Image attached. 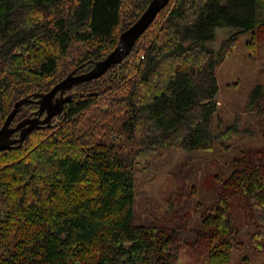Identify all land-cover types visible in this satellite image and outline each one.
<instances>
[{
	"label": "trees",
	"instance_id": "16d2710c",
	"mask_svg": "<svg viewBox=\"0 0 264 264\" xmlns=\"http://www.w3.org/2000/svg\"><path fill=\"white\" fill-rule=\"evenodd\" d=\"M150 1L0 0V128L17 100L112 51ZM218 27L250 32L264 64V0H170L121 64L74 88L65 114L0 151V264H180L183 246L196 264H234L244 237L264 256V143L228 149L237 134L264 137V84L248 105L257 131L223 119L216 72L238 35L217 49ZM180 151L205 165L176 175L161 209L137 169L172 168ZM217 156L228 175H207L212 188L195 199L196 169Z\"/></svg>",
	"mask_w": 264,
	"mask_h": 264
},
{
	"label": "rangeland",
	"instance_id": "374dc122",
	"mask_svg": "<svg viewBox=\"0 0 264 264\" xmlns=\"http://www.w3.org/2000/svg\"><path fill=\"white\" fill-rule=\"evenodd\" d=\"M216 48H220L223 41L227 40L234 34L238 35V45L233 49L229 56L217 67L218 94L217 103L220 114L228 123H233L237 116L241 118L240 128L249 126L252 130L257 131V122L254 120L253 114L249 109L250 96L257 85L264 84V64L255 65L253 55L255 52L247 40L251 37L250 32H241L236 27H218L216 28ZM115 125V130L120 127ZM108 139H111L110 132ZM121 142H128L125 137ZM264 143V137L255 135L244 137L237 134L229 141V157L232 158L241 151L251 147L261 146ZM187 153L180 151L175 159L172 168L163 171L153 170L151 172L143 170L141 167L137 169L136 177L139 187L146 192L147 196L154 199L160 204L161 209L166 208V200L180 186L181 180L176 175H186L191 167L196 165H205L204 160L198 155H193L191 159H185ZM201 160V161H200ZM188 161V162H186ZM182 163L183 166H177ZM227 166L220 157L209 161L207 167L200 168L197 171V181L200 186L199 194L195 199H203V194L212 188L211 179L207 175H228L227 171H221L220 166ZM207 176V177H206ZM141 203L145 204L147 199H141ZM5 203L0 201V216L5 214ZM245 247L241 250L234 251V264H264V256L257 255L252 251L247 238L244 237ZM180 264H196L191 250L188 246L181 248ZM248 262L245 261V258ZM244 258V259H243Z\"/></svg>",
	"mask_w": 264,
	"mask_h": 264
},
{
	"label": "water",
	"instance_id": "95a60500",
	"mask_svg": "<svg viewBox=\"0 0 264 264\" xmlns=\"http://www.w3.org/2000/svg\"><path fill=\"white\" fill-rule=\"evenodd\" d=\"M169 1L151 0L138 19L120 34L114 49L101 59L93 61V66L90 69L77 73L79 69L85 66L84 64L71 71L50 90L36 92L17 100L0 128V151L12 149L15 145L22 146L32 131L42 127H50L54 117L65 114L66 105L73 98L74 88L84 82L101 77L114 65L121 64L124 58L131 53L137 39L151 25ZM31 102L38 104L37 113L13 124V118L20 108Z\"/></svg>",
	"mask_w": 264,
	"mask_h": 264
}]
</instances>
